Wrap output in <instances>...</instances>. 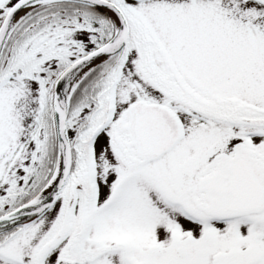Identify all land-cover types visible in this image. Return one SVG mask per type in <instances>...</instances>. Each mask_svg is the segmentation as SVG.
Here are the masks:
<instances>
[{"label":"snow or ice","instance_id":"obj_1","mask_svg":"<svg viewBox=\"0 0 264 264\" xmlns=\"http://www.w3.org/2000/svg\"><path fill=\"white\" fill-rule=\"evenodd\" d=\"M0 264H264V0H0Z\"/></svg>","mask_w":264,"mask_h":264}]
</instances>
